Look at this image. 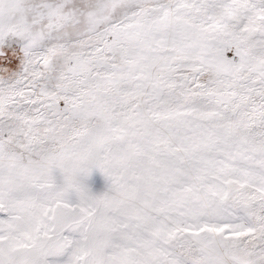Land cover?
<instances>
[{"label": "snow or ice", "instance_id": "snow-or-ice-1", "mask_svg": "<svg viewBox=\"0 0 264 264\" xmlns=\"http://www.w3.org/2000/svg\"><path fill=\"white\" fill-rule=\"evenodd\" d=\"M0 264H264V0H0Z\"/></svg>", "mask_w": 264, "mask_h": 264}, {"label": "bare ground", "instance_id": "bare-ground-1", "mask_svg": "<svg viewBox=\"0 0 264 264\" xmlns=\"http://www.w3.org/2000/svg\"><path fill=\"white\" fill-rule=\"evenodd\" d=\"M88 184L95 194H101L106 187V182L102 174L97 169H93L90 173Z\"/></svg>", "mask_w": 264, "mask_h": 264}]
</instances>
